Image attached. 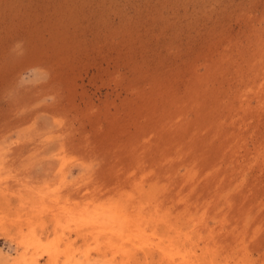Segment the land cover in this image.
Listing matches in <instances>:
<instances>
[{
  "label": "rangeland",
  "instance_id": "obj_1",
  "mask_svg": "<svg viewBox=\"0 0 264 264\" xmlns=\"http://www.w3.org/2000/svg\"><path fill=\"white\" fill-rule=\"evenodd\" d=\"M223 263L264 264V0H0V264Z\"/></svg>",
  "mask_w": 264,
  "mask_h": 264
},
{
  "label": "bare ground",
  "instance_id": "obj_2",
  "mask_svg": "<svg viewBox=\"0 0 264 264\" xmlns=\"http://www.w3.org/2000/svg\"><path fill=\"white\" fill-rule=\"evenodd\" d=\"M102 214V213H101ZM140 215H141V213H140ZM69 218V217H68ZM132 219H134V218H132ZM30 220V219H29ZM122 220V219H121ZM120 220V221H121ZM107 222V221H106ZM76 224V223H75ZM106 224V223H105ZM118 224V223H117ZM102 226H104V227H106V225H102ZM85 227V226H84ZM142 227V226H141ZM96 228V227H95ZM101 228V227H100ZM109 228H110V226H109ZM127 228H129L130 229V227H127ZM84 229V228H83ZM86 229V228H85ZM91 229V228H90ZM103 229V228H102ZM147 229V228H146ZM87 230V229H86ZM95 230V229H94ZM96 230H98V229H96ZM83 231V230H82ZM88 231V230H87ZM104 231H105V234H107V229H104ZM78 232V231H77ZM80 232V231H79ZM78 232V233H79ZM86 232V231H85ZM89 232V231H88ZM135 232H137V231H135ZM142 232V231H141ZM140 232V233H141ZM77 233V234H78ZM84 233V232H83ZM124 233H126V234H119V235H112L116 240H114L113 238H112V236H111V238H110V243L109 244H107V246H109V247H112V246H114V247H118V249L119 250H121L123 253H124V251H125V249L124 248H126L127 247V245H129L130 244V242H132L133 241V233H134V231H133V233H132V230H129V231H127V232H124ZM143 233V232H142ZM80 234V233H79ZM132 234V235H131ZM81 235V234H80ZM97 234H96V238H97ZM30 237V236H29ZM106 237V236H105ZM132 237V238H131ZM21 238V237H20ZM33 238V237H32ZM99 238V237H98ZM135 238H137V237H135ZM39 238L37 237V239H35V240H38ZM100 239V238H99ZM102 239V238H101ZM31 241H32V239H30ZM60 240V239H59ZM108 240V239H107ZM139 240V239H138ZM39 241H40V239H39ZM121 241H122V245L123 246H121ZM35 242V241H34ZM107 242V241H106ZM114 242H116L117 244H116V246L114 245ZM139 242H141V240H139ZM59 243V242H58ZM38 244V243H37ZM36 244V245H37ZM132 245H134V244H132ZM142 245V244H141ZM58 247V246H57ZM130 248V247H129ZM170 249V248H169ZM130 250H131V248H130ZM128 251V250H127ZM126 252V251H125ZM224 264V263H223Z\"/></svg>",
  "mask_w": 264,
  "mask_h": 264
}]
</instances>
